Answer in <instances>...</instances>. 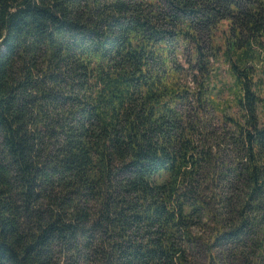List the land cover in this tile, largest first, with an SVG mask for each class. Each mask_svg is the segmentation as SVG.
Instances as JSON below:
<instances>
[{
	"label": "trees",
	"instance_id": "obj_1",
	"mask_svg": "<svg viewBox=\"0 0 264 264\" xmlns=\"http://www.w3.org/2000/svg\"><path fill=\"white\" fill-rule=\"evenodd\" d=\"M0 264H264V0H0Z\"/></svg>",
	"mask_w": 264,
	"mask_h": 264
}]
</instances>
